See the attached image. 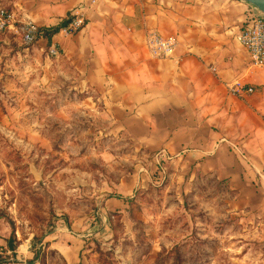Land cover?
Segmentation results:
<instances>
[{
	"label": "rangeland",
	"instance_id": "rangeland-1",
	"mask_svg": "<svg viewBox=\"0 0 264 264\" xmlns=\"http://www.w3.org/2000/svg\"><path fill=\"white\" fill-rule=\"evenodd\" d=\"M6 37L0 264H264L263 223L225 182L178 176L164 152L116 132L73 78L40 75L35 43Z\"/></svg>",
	"mask_w": 264,
	"mask_h": 264
},
{
	"label": "crops",
	"instance_id": "crops-1",
	"mask_svg": "<svg viewBox=\"0 0 264 264\" xmlns=\"http://www.w3.org/2000/svg\"><path fill=\"white\" fill-rule=\"evenodd\" d=\"M5 5L16 21L40 32L69 24L79 12L84 23L79 32L66 34L62 27L28 48L40 75L73 78L74 89L99 106L116 132L150 155L164 152L182 178L191 173L225 182L240 208L256 212L264 226V69L252 65L239 40L252 7L241 0H6ZM151 33L176 41L172 58L149 53ZM8 35L4 45L23 43ZM20 51L13 56H24L26 50ZM237 84L239 95L229 89Z\"/></svg>",
	"mask_w": 264,
	"mask_h": 264
},
{
	"label": "built area",
	"instance_id": "built-area-1",
	"mask_svg": "<svg viewBox=\"0 0 264 264\" xmlns=\"http://www.w3.org/2000/svg\"><path fill=\"white\" fill-rule=\"evenodd\" d=\"M6 0H0V34L14 33L18 35L23 44L31 46L37 41V35L40 30L30 23H20L16 21L13 13H11L5 5ZM84 26L82 16L79 12L73 14L70 23L62 28V32L66 34H75ZM239 40L246 49L249 59L253 66L264 69V15L251 8V12L247 23L242 28ZM176 41L171 38H163L158 33H151L146 39V46L149 53L159 59H170L176 48ZM52 56L58 55V50L52 48L50 50ZM232 93L241 94L242 89L239 84L229 87ZM249 93L253 92L250 88Z\"/></svg>",
	"mask_w": 264,
	"mask_h": 264
},
{
	"label": "trees",
	"instance_id": "trees-1",
	"mask_svg": "<svg viewBox=\"0 0 264 264\" xmlns=\"http://www.w3.org/2000/svg\"><path fill=\"white\" fill-rule=\"evenodd\" d=\"M67 24H68V22H65L63 25H61L60 27H57L55 29L44 30V31L41 30L42 32H39V34L37 35V38H40V36H45V37L50 39L52 37V35L58 33L60 31V29L62 27L67 26ZM13 238H15V237H13ZM13 238H11L10 241H8V249H10L11 251H16L15 246H14V240L15 239H13Z\"/></svg>",
	"mask_w": 264,
	"mask_h": 264
},
{
	"label": "water",
	"instance_id": "water-1",
	"mask_svg": "<svg viewBox=\"0 0 264 264\" xmlns=\"http://www.w3.org/2000/svg\"><path fill=\"white\" fill-rule=\"evenodd\" d=\"M264 15V0H241Z\"/></svg>",
	"mask_w": 264,
	"mask_h": 264
}]
</instances>
